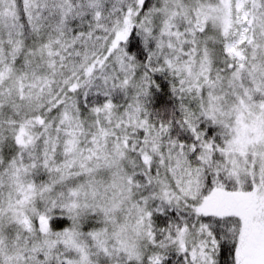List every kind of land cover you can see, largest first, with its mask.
<instances>
[{
    "label": "snow or ice",
    "instance_id": "6c2138e0",
    "mask_svg": "<svg viewBox=\"0 0 264 264\" xmlns=\"http://www.w3.org/2000/svg\"><path fill=\"white\" fill-rule=\"evenodd\" d=\"M0 264H264V0H0Z\"/></svg>",
    "mask_w": 264,
    "mask_h": 264
}]
</instances>
